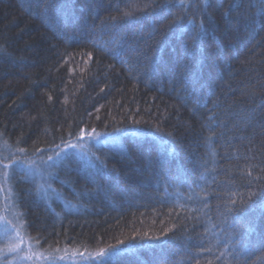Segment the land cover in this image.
Listing matches in <instances>:
<instances>
[{"label": "trees", "instance_id": "obj_1", "mask_svg": "<svg viewBox=\"0 0 264 264\" xmlns=\"http://www.w3.org/2000/svg\"><path fill=\"white\" fill-rule=\"evenodd\" d=\"M262 5L0 0V192L44 264H264Z\"/></svg>", "mask_w": 264, "mask_h": 264}, {"label": "rangeland", "instance_id": "obj_2", "mask_svg": "<svg viewBox=\"0 0 264 264\" xmlns=\"http://www.w3.org/2000/svg\"><path fill=\"white\" fill-rule=\"evenodd\" d=\"M4 193L0 192V237L1 239H6L10 245L16 246V251H14L13 258L17 264H44L43 258L37 255V252L33 248L27 247V242L20 234L19 229L13 224H17L15 210L12 208V197L10 188L7 184L1 186ZM4 197V201L2 198ZM6 216V218H5ZM9 218L10 223H7L6 220ZM12 218V222L11 219ZM6 219V220H5ZM1 220H4V224L1 223ZM10 227H9V225ZM5 227L7 228V234H5ZM12 227V228H11Z\"/></svg>", "mask_w": 264, "mask_h": 264}, {"label": "snow or ice", "instance_id": "obj_3", "mask_svg": "<svg viewBox=\"0 0 264 264\" xmlns=\"http://www.w3.org/2000/svg\"><path fill=\"white\" fill-rule=\"evenodd\" d=\"M203 2L205 4H207L208 0H203ZM149 6L150 5L146 4L144 7L147 8ZM261 12L264 13V5H262V7H261ZM198 35H199V33H198ZM67 147L70 149H75L77 147V145H71L70 144ZM21 151H23V150H21ZM57 156H59V153H57ZM48 159L51 160L52 157H49ZM23 163H24L23 161H13V164H23ZM232 203L235 204V201H233ZM8 223H10V222H8ZM4 231H5V234H7V228L6 227H5ZM250 231H251V229L246 227L245 232L247 233ZM9 251H16V246H14V245L9 246ZM117 255H118L117 250H112V251L101 250V252L99 254L100 259H101V264H113L112 258L117 256Z\"/></svg>", "mask_w": 264, "mask_h": 264}]
</instances>
